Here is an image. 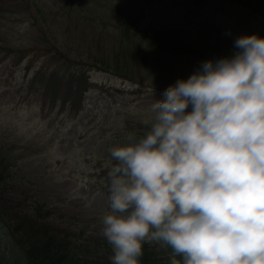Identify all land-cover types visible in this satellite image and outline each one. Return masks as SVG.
<instances>
[{"label": "rangeland", "instance_id": "374dc122", "mask_svg": "<svg viewBox=\"0 0 264 264\" xmlns=\"http://www.w3.org/2000/svg\"><path fill=\"white\" fill-rule=\"evenodd\" d=\"M258 1L0 0V145L12 158L0 181L4 217L14 224L42 204L49 211L43 223L54 234L78 244L105 239L100 222L110 207L101 169L110 164V149L145 131L141 117L178 79L187 80L206 60L231 56L238 37L264 38V0ZM125 20L138 52L117 63L141 85L114 72ZM158 30L186 50L140 42L147 37L148 44ZM63 61L100 87L85 95L77 114L27 94L36 70ZM3 252L0 245V258Z\"/></svg>", "mask_w": 264, "mask_h": 264}, {"label": "clouds", "instance_id": "9594fccd", "mask_svg": "<svg viewBox=\"0 0 264 264\" xmlns=\"http://www.w3.org/2000/svg\"><path fill=\"white\" fill-rule=\"evenodd\" d=\"M234 47L169 86L145 131L110 149L111 264H140L145 244L170 248L169 264H264V38Z\"/></svg>", "mask_w": 264, "mask_h": 264}, {"label": "trees", "instance_id": "16d2710c", "mask_svg": "<svg viewBox=\"0 0 264 264\" xmlns=\"http://www.w3.org/2000/svg\"><path fill=\"white\" fill-rule=\"evenodd\" d=\"M260 2V0L258 1ZM261 5V3H259ZM260 7L253 5V7ZM130 22L125 20L122 38L120 39V51L114 52V58L131 56L137 46L133 45L131 34L129 36ZM168 34V35H167ZM151 39L147 44V37L140 40L146 48L155 50H169L180 52L186 50L187 44L177 42V37L170 33L152 31L149 33ZM152 35V36H151ZM120 38V37H119ZM179 40V39H178ZM131 44V46H129ZM130 47V48H129ZM128 49V52L125 51ZM112 68V66H111ZM28 88L35 93V96L43 100H59L63 105L69 104L72 111L81 107L83 93L91 88L89 76L81 70L71 69L66 61L54 68H39L29 78ZM112 163H115L114 161ZM12 164V158L7 154V149L0 145V181L4 179V168ZM110 167L101 170V176L105 179L103 190L107 197L110 195V180L108 171ZM49 211L44 210L42 204H36L34 215L27 217H15L17 220L11 223L4 213L0 211V231L7 254L0 258V264H111L109 257L112 248L106 239L89 237L85 243L78 244L70 241L68 237H61L54 234L43 220L48 216ZM158 245H144V255L140 264H169L172 252L170 248ZM104 252V256H97ZM177 259H180L177 257Z\"/></svg>", "mask_w": 264, "mask_h": 264}]
</instances>
